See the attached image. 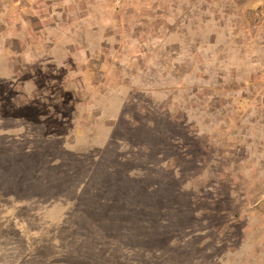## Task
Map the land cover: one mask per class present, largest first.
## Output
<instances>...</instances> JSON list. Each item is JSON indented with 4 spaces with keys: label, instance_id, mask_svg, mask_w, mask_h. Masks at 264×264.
Returning <instances> with one entry per match:
<instances>
[{
    "label": "rangeland",
    "instance_id": "374dc122",
    "mask_svg": "<svg viewBox=\"0 0 264 264\" xmlns=\"http://www.w3.org/2000/svg\"><path fill=\"white\" fill-rule=\"evenodd\" d=\"M263 71L264 0H0V264H264Z\"/></svg>",
    "mask_w": 264,
    "mask_h": 264
},
{
    "label": "trees",
    "instance_id": "16d2710c",
    "mask_svg": "<svg viewBox=\"0 0 264 264\" xmlns=\"http://www.w3.org/2000/svg\"><path fill=\"white\" fill-rule=\"evenodd\" d=\"M93 209H94V215H90V216H85V215H82V217L84 218V219H86V221H87V223H88V225H89V230H95L97 227H95V228H90V225H97L100 229L102 228V226L101 225H98L99 224V222H101V221H104L105 222V220H102V219H104V218H106V215H102V214H98V213H96V211L97 210H101V209H98V207H96V206H94V207H92ZM96 213V214H95ZM86 225V224H85ZM116 225H119L120 226V223H116ZM119 226H117V227H119ZM103 231V233H109V231L108 230H102ZM110 234V233H109ZM126 238V237H125ZM87 245H90V244H93L94 243V241H95V238H92V237H85V239L83 240ZM77 258H83V256H78L77 255ZM86 258V257H85Z\"/></svg>",
    "mask_w": 264,
    "mask_h": 264
},
{
    "label": "built area",
    "instance_id": "2783aa9c",
    "mask_svg": "<svg viewBox=\"0 0 264 264\" xmlns=\"http://www.w3.org/2000/svg\"><path fill=\"white\" fill-rule=\"evenodd\" d=\"M261 76H262V80L264 81V71H263V73H262V75H261Z\"/></svg>",
    "mask_w": 264,
    "mask_h": 264
}]
</instances>
